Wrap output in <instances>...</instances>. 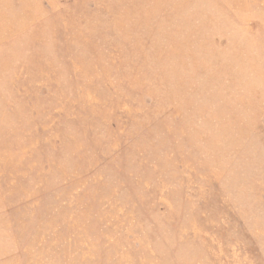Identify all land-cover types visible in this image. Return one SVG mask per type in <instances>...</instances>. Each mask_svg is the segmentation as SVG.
I'll use <instances>...</instances> for the list:
<instances>
[{
    "label": "rangeland",
    "instance_id": "rangeland-1",
    "mask_svg": "<svg viewBox=\"0 0 264 264\" xmlns=\"http://www.w3.org/2000/svg\"><path fill=\"white\" fill-rule=\"evenodd\" d=\"M0 264H264V0H0Z\"/></svg>",
    "mask_w": 264,
    "mask_h": 264
}]
</instances>
